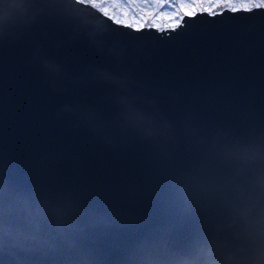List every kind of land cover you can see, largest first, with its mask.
I'll use <instances>...</instances> for the list:
<instances>
[{
    "label": "water",
    "instance_id": "obj_1",
    "mask_svg": "<svg viewBox=\"0 0 264 264\" xmlns=\"http://www.w3.org/2000/svg\"><path fill=\"white\" fill-rule=\"evenodd\" d=\"M220 12L135 28L80 0H0V171L86 189L91 207L128 218L90 237L105 251L172 222V171L223 136L264 149V6ZM113 77L166 137L106 134Z\"/></svg>",
    "mask_w": 264,
    "mask_h": 264
},
{
    "label": "clouds",
    "instance_id": "obj_2",
    "mask_svg": "<svg viewBox=\"0 0 264 264\" xmlns=\"http://www.w3.org/2000/svg\"><path fill=\"white\" fill-rule=\"evenodd\" d=\"M112 82L119 92L107 135L135 133L145 140L168 135L121 78ZM168 190L172 222L117 245L113 253L90 237L124 229L128 218L91 207L86 189L22 182L5 167L0 256L17 264H264V149L243 138L220 137L186 168L170 173Z\"/></svg>",
    "mask_w": 264,
    "mask_h": 264
},
{
    "label": "trees",
    "instance_id": "obj_3",
    "mask_svg": "<svg viewBox=\"0 0 264 264\" xmlns=\"http://www.w3.org/2000/svg\"><path fill=\"white\" fill-rule=\"evenodd\" d=\"M99 7L105 13L111 15L115 20L129 23L133 26L154 25L157 27H167L175 25L184 14L182 5L191 7L190 0H160L159 4L153 8L147 1L137 3L130 2V5L123 3V0H84ZM254 0H235L231 5H212L213 11L223 7H250L258 5ZM208 4L196 5L197 10L209 8ZM124 8V9H123ZM135 10V11H133ZM133 11V12H132Z\"/></svg>",
    "mask_w": 264,
    "mask_h": 264
},
{
    "label": "snow or ice",
    "instance_id": "obj_4",
    "mask_svg": "<svg viewBox=\"0 0 264 264\" xmlns=\"http://www.w3.org/2000/svg\"><path fill=\"white\" fill-rule=\"evenodd\" d=\"M235 2V0H190L189 4H191V7H187L182 5V11L184 12L185 16L187 17H193L196 15H201V14H210L213 11V8L211 7L212 5L217 6V9L220 5H231ZM254 2L259 3V4H264V0H254ZM208 4L210 7L209 8H202L199 12H197L196 5H202V4ZM220 16L223 15L222 12L218 13ZM53 70H55L53 68Z\"/></svg>",
    "mask_w": 264,
    "mask_h": 264
},
{
    "label": "rangeland",
    "instance_id": "obj_5",
    "mask_svg": "<svg viewBox=\"0 0 264 264\" xmlns=\"http://www.w3.org/2000/svg\"><path fill=\"white\" fill-rule=\"evenodd\" d=\"M131 1H134V2H137L138 4L139 3H142L144 1H147L153 8H155L158 4H159V1L160 0H123V3L126 4V5H130V2ZM160 5V4H159ZM124 9V8H123ZM135 11V10H133ZM132 11V12H133Z\"/></svg>",
    "mask_w": 264,
    "mask_h": 264
}]
</instances>
